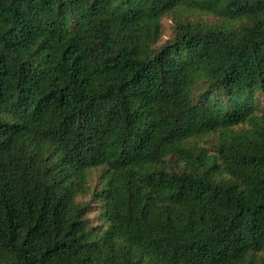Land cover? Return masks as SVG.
Wrapping results in <instances>:
<instances>
[{
  "label": "trees",
  "instance_id": "trees-1",
  "mask_svg": "<svg viewBox=\"0 0 264 264\" xmlns=\"http://www.w3.org/2000/svg\"><path fill=\"white\" fill-rule=\"evenodd\" d=\"M0 264H264V0H0Z\"/></svg>",
  "mask_w": 264,
  "mask_h": 264
},
{
  "label": "rangeland",
  "instance_id": "rangeland-1",
  "mask_svg": "<svg viewBox=\"0 0 264 264\" xmlns=\"http://www.w3.org/2000/svg\"><path fill=\"white\" fill-rule=\"evenodd\" d=\"M165 25H166V34H165V37L164 38H166V37H169L170 36V34H171V23H170V21L169 20H165Z\"/></svg>",
  "mask_w": 264,
  "mask_h": 264
}]
</instances>
